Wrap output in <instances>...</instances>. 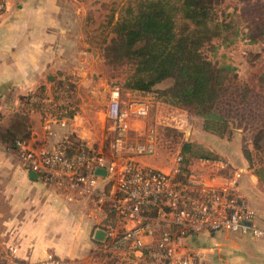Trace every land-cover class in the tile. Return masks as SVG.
<instances>
[{
	"label": "crops",
	"instance_id": "obj_1",
	"mask_svg": "<svg viewBox=\"0 0 264 264\" xmlns=\"http://www.w3.org/2000/svg\"><path fill=\"white\" fill-rule=\"evenodd\" d=\"M4 3L0 11V258L10 264H126L123 253L105 250L106 238H93L98 228L105 232L119 228L109 213L108 201L100 193L74 194L67 200L66 192L39 177L31 179L30 171L4 141L6 131L13 129L26 134L35 150L50 149L63 141H83L108 155L103 148V125L87 115L91 109L85 111L82 103V83L89 84L100 69L96 67L98 54L94 55L86 36L77 30L79 8H64L60 0ZM248 67L246 64L244 70ZM263 71L264 67L258 75ZM60 81L72 83L73 101L67 108L70 114L62 107L58 119L31 99L53 96ZM39 92L42 94H34ZM146 98L153 99L142 97ZM238 170L240 193L255 209L257 224L264 229V188L260 194L243 186L248 179L246 168ZM110 187L106 178L98 179L99 191ZM184 243L206 264H264V236L204 231L186 237ZM10 246L15 247L14 254H10Z\"/></svg>",
	"mask_w": 264,
	"mask_h": 264
},
{
	"label": "built area",
	"instance_id": "obj_2",
	"mask_svg": "<svg viewBox=\"0 0 264 264\" xmlns=\"http://www.w3.org/2000/svg\"><path fill=\"white\" fill-rule=\"evenodd\" d=\"M4 7L0 0V11ZM72 93L71 87L63 85L53 96L31 101L43 104L48 115L59 119L60 108L69 113ZM120 95L119 88H114L105 109L112 130L108 155L83 141L72 153L69 141L35 150L25 138L16 139L7 149L43 182L66 192L67 200L74 194L100 193L119 225L106 231L105 250L123 253L126 264H206L184 243L186 237L204 231L264 236L255 209L240 193L241 172L232 170L227 160L200 158L184 165L178 158L169 171L143 163L141 158L155 151V135L151 132L145 140L131 137L129 116L145 115L148 102L134 95L124 104ZM98 168L106 174H96ZM99 178H106L111 187L99 191ZM15 251L9 247L10 254ZM0 264L10 263L0 258Z\"/></svg>",
	"mask_w": 264,
	"mask_h": 264
},
{
	"label": "rangeland",
	"instance_id": "obj_3",
	"mask_svg": "<svg viewBox=\"0 0 264 264\" xmlns=\"http://www.w3.org/2000/svg\"><path fill=\"white\" fill-rule=\"evenodd\" d=\"M60 1L64 8H79L80 17L77 30L86 36V43L94 49V55L98 54L96 67L100 69V72L88 81L92 82L95 90L90 91V83H82L84 99L82 103L85 111L91 109L85 114L91 115L96 123L103 125L105 151H109L112 138L111 122L105 117L111 91L118 87L124 104L133 99L134 95L142 97L150 95L153 99H145L149 106L147 113L143 116H129L131 137L145 140L149 133L153 132L155 135V151L151 155L142 157L143 163L153 164L151 166L155 164V167L167 171L172 170L178 158L185 159L180 154L182 144L185 141L194 142L202 147L206 154L227 160L232 170L240 167L246 168L248 179L243 186L253 187L254 192L262 194L264 140L259 148L256 149L253 146L257 120H253L252 116L247 117L241 126L231 120L229 131L221 136L205 130L202 132V119L199 116L190 109L166 103L164 98L158 94V90L172 84L171 78L156 84L153 91L148 93L130 91L124 87V82L134 70L132 63L124 62L114 65L108 63L104 57L105 46L116 35L119 23L133 15L141 0ZM176 1L170 0L168 16L177 25L181 20L180 14L174 11ZM209 15L213 19L211 26L215 22L221 23L218 30L219 35L213 39V44L219 47L215 55L211 54L209 46L204 48V52L212 60L214 67L219 69L220 77L224 78L223 85L228 91L235 87L242 88L244 85L250 87L253 92L263 91L264 83L260 82L259 77L264 71L259 75L258 71L264 67V41H262L264 40V2L262 0H213ZM230 39L236 40L231 44L223 43L224 40ZM255 42L258 44L254 45ZM260 56H263L262 59L254 62L260 59ZM224 64L234 66V72L220 69ZM246 64H249V67L244 70ZM246 77H249L248 81ZM251 99L248 98V100Z\"/></svg>",
	"mask_w": 264,
	"mask_h": 264
},
{
	"label": "trees",
	"instance_id": "obj_4",
	"mask_svg": "<svg viewBox=\"0 0 264 264\" xmlns=\"http://www.w3.org/2000/svg\"><path fill=\"white\" fill-rule=\"evenodd\" d=\"M212 2L177 0L174 11L180 14L181 22L176 25L168 16L170 0H141L133 15L119 23L116 35L105 46L104 57L114 65L132 63L134 70L124 82V87L130 91L148 93L156 84L171 78L172 84L158 90V94L170 105L190 109L202 119V128L207 132L224 135L229 131L231 120L241 126L252 116L257 120L253 136V146L257 149L264 140V90L253 92L244 85L228 91L223 85L224 78L220 77L219 69L204 52L209 46L211 54L215 55L219 47L213 44V39L219 35L221 23L215 22L211 26ZM235 40H224L223 43L231 44ZM220 69L234 72L235 67L224 64ZM259 80L264 83V72ZM63 85L72 88L69 81H60L55 91ZM26 136L8 129L4 141L13 146L16 139ZM72 144L70 153L78 142ZM180 154L185 157L181 160L184 165L200 158L218 159L190 141L182 144ZM107 207L116 220L113 209L109 204Z\"/></svg>",
	"mask_w": 264,
	"mask_h": 264
},
{
	"label": "water",
	"instance_id": "obj_5",
	"mask_svg": "<svg viewBox=\"0 0 264 264\" xmlns=\"http://www.w3.org/2000/svg\"><path fill=\"white\" fill-rule=\"evenodd\" d=\"M95 173L98 174V175H102V176H104L106 174V172H105V170L103 168L96 169ZM29 176H30L31 179H36L37 173L34 172V171H30ZM93 238L96 241H103L106 238V232L103 229L98 228V229L95 230Z\"/></svg>",
	"mask_w": 264,
	"mask_h": 264
}]
</instances>
